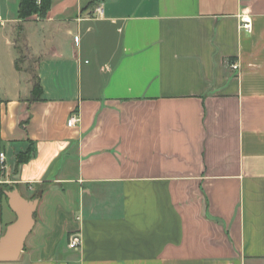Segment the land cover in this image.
Wrapping results in <instances>:
<instances>
[{
  "label": "crops",
  "instance_id": "1",
  "mask_svg": "<svg viewBox=\"0 0 264 264\" xmlns=\"http://www.w3.org/2000/svg\"><path fill=\"white\" fill-rule=\"evenodd\" d=\"M51 1L0 0V264H264V0Z\"/></svg>",
  "mask_w": 264,
  "mask_h": 264
},
{
  "label": "water",
  "instance_id": "2",
  "mask_svg": "<svg viewBox=\"0 0 264 264\" xmlns=\"http://www.w3.org/2000/svg\"><path fill=\"white\" fill-rule=\"evenodd\" d=\"M17 218L0 239V262H15L25 248L28 235L35 225V212L39 199H27L16 188L6 192Z\"/></svg>",
  "mask_w": 264,
  "mask_h": 264
},
{
  "label": "trees",
  "instance_id": "3",
  "mask_svg": "<svg viewBox=\"0 0 264 264\" xmlns=\"http://www.w3.org/2000/svg\"><path fill=\"white\" fill-rule=\"evenodd\" d=\"M51 0H20L19 2V16L22 19H25L33 14H38L40 17L46 16L47 12L51 7ZM36 90L39 88L41 92V88L38 83H36ZM31 156V150L27 154L19 155V161L22 162ZM6 190H13V185H7L5 187ZM39 194H36L32 197V199L39 198Z\"/></svg>",
  "mask_w": 264,
  "mask_h": 264
},
{
  "label": "built area",
  "instance_id": "4",
  "mask_svg": "<svg viewBox=\"0 0 264 264\" xmlns=\"http://www.w3.org/2000/svg\"><path fill=\"white\" fill-rule=\"evenodd\" d=\"M38 1H40V0H38ZM103 11H104L103 6L102 5L98 6L97 12L99 13V15H102ZM240 27L242 29L247 30L248 32H252V30H253V19H252V16L248 12H243L240 15ZM231 66L233 69H237V70L241 69V65L238 62L233 63ZM77 121H78V116L75 113L70 117L68 124L70 126H72ZM0 160H1L2 167H4L5 166V152H3V151L0 153ZM81 244H82V238H81L79 233H75L70 237L69 243H68L70 248L78 249V248H80Z\"/></svg>",
  "mask_w": 264,
  "mask_h": 264
},
{
  "label": "rangeland",
  "instance_id": "5",
  "mask_svg": "<svg viewBox=\"0 0 264 264\" xmlns=\"http://www.w3.org/2000/svg\"><path fill=\"white\" fill-rule=\"evenodd\" d=\"M14 1L18 2V0H14ZM26 57H27V55L24 52V50L22 49V51H21V53L19 55V59L25 66H27L30 69V71L32 72L33 76L35 77V62H34L33 59L32 60H27ZM34 80H35V83H37L36 79H34Z\"/></svg>",
  "mask_w": 264,
  "mask_h": 264
}]
</instances>
